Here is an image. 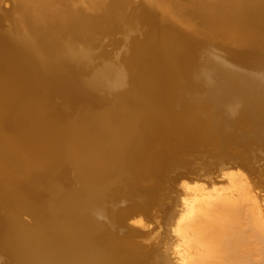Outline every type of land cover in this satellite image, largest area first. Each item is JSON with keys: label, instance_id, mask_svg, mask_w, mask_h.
I'll list each match as a JSON object with an SVG mask.
<instances>
[{"label": "bare ground", "instance_id": "obj_1", "mask_svg": "<svg viewBox=\"0 0 264 264\" xmlns=\"http://www.w3.org/2000/svg\"><path fill=\"white\" fill-rule=\"evenodd\" d=\"M4 1L2 264H264V178L217 147L239 101L264 157V0ZM191 144L238 165L172 199Z\"/></svg>", "mask_w": 264, "mask_h": 264}, {"label": "rangeland", "instance_id": "obj_2", "mask_svg": "<svg viewBox=\"0 0 264 264\" xmlns=\"http://www.w3.org/2000/svg\"><path fill=\"white\" fill-rule=\"evenodd\" d=\"M6 1H4V0H0V12L1 13H4V12H7V10H8V4H7V2L5 3ZM6 4H7V6H6ZM118 38H119V36H117ZM103 39V38H102ZM105 39V38H104ZM263 99V101H264V95H260L259 96V101L260 102H263V101H261ZM242 103H240L239 101H234L232 104H230V106L228 107L229 108V111H232L231 113H230V115H231V121H230V123L233 125V126H235V127H233L234 128V130H235V132H234V130H232V131H230V134H229V132H228V134H227V136H230V138L229 137H227L226 136V138H224L223 140L222 139H220V141L219 142H221V143H219V145L217 146V147H219L220 146V148L221 147H223V146H227L228 147V143H230V145L229 146H231L232 144H231V142L232 143H234L232 146H234L235 147V149L234 148H232V146L231 147H229V148H231L232 150L234 149V153H235V151H236V153L235 154H237V156H238V160L240 159L239 157H241V162H240V160H239V163L241 164L240 166H241V170H243V171H246L245 173L249 176H252L251 174H253L254 176V178H256L255 176H258L256 179H259V180H263V179H260V178H264V157H262L261 155L260 156H258V155H253L252 153H251V151H258L261 147H260V145L259 144H257L258 142H256L255 143V141L253 142V140H251L250 141V146L249 145H245V146H243V145H241V144H239V142H240V137H239V135H238V133H239V131H245V133H246V130L247 129H249V132H250V130H251V125H250V122H248V120H246L245 118L246 117H244V115H243V111L241 110L242 109V106L240 107V105H241ZM240 110L242 111V112H240ZM234 111V112H233ZM234 113V114H233ZM239 116H240V118H242L241 116H243V118L242 119H240L239 118ZM237 117V118H236ZM246 121H245V120ZM238 120V121H237ZM241 122H240V121ZM248 122V123H247ZM244 123H247V124H244ZM238 125H240V127H238ZM241 127H246L245 129H243V128H241ZM235 128H237L238 130L236 131V129ZM239 128H240V130H239ZM248 131V130H247ZM233 133V134H232ZM235 133V134H234ZM236 138V139H235ZM226 139H229V140H231L230 142H229V140L228 141H226ZM224 140H225V142H224ZM238 140V141H237ZM228 142V143H227ZM223 143H225V144H223ZM227 143V144H226ZM223 144V145H222ZM239 145V146H238ZM241 145V146H240ZM197 144L195 145V144H191V146H190V149H189V151H190V154L192 155V157H191V155H189V154H186L187 152L189 153V151H187V152H185V154L183 155V157H185V158H181L180 160H182V161H185V159L187 160V161H192V165H190V167H192L193 165V168L194 169H189L188 168V170L189 171H187L186 173L187 174H190L191 175V173L192 172H196L197 174L196 175H194V176H196V177H193V178H198V179H200V180H203L204 182L206 181L207 183L208 182H210L211 180H213V179H219V178H221V174H220V177H219V175H218V172H220V170H219V167H222V165H223V163H224V165H227V164H229L231 161L232 162H234L233 160H231V159H229V161H226V160H220L219 159V161L217 160V163H216V159H214V157L212 156V158L211 159H209V161H208V159L206 160V156L204 155V151H205V148H202V147H200L199 145H198V150H197ZM238 146V147H237ZM195 147H196V149H195ZM216 147V148H217ZM226 147V148H227ZM252 147V148H251ZM202 148V149H201ZM214 148V147H213ZM212 148V149H213ZM210 150H211V147L209 148ZM208 149V150H209ZM257 149V150H256ZM196 152H195V151ZM192 151V152H191ZM203 151V152H202ZM215 151V150H214ZM195 152V153H194ZM217 152V151H216ZM215 152V153H216ZM201 153V154H200ZM211 153H213V151L211 152ZM218 153V152H217ZM202 155V156H200V155ZM239 154V155H238ZM189 157H188V156ZM200 157H199V156ZM213 155H214V153H213ZM241 155V156H240ZM195 156L197 157V160H196V158H195ZM198 157H199V160H198ZM195 158V159H194ZM200 158H201V161H200ZM184 159V160H183ZM191 159V160H190ZM192 159H194V160H192ZM203 159V160H202ZM213 159V161L212 162H210L211 160ZM206 160V161H205ZM228 160V159H227ZM186 161V162H187ZM193 161H194V164H193ZM220 161H222V163L220 162ZM186 162H183V163H186ZM190 162H187V164L189 163L190 164ZM231 162V163H232ZM205 163V164H204ZM219 163H220V165H219ZM230 163V164H231ZM248 164L249 163V165L247 166L246 164ZM255 163H258L257 165H259L258 167H257V165L255 164ZM189 164H188V166H189ZM203 164V165H202ZM218 164V165H217ZM164 165H166V164H164ZM196 165V166H195ZM256 165V166H255ZM244 166H246V168L244 167ZM248 167V168H247ZM164 168H165V166H164ZM204 168V169H203ZM214 168V169H213ZM211 169H213V170H211ZM252 169V170H251ZM185 170V169H184ZM187 170V169H186ZM257 172V173H256ZM259 175H261L260 177H259ZM178 177V174L176 173V174H174L173 176H171V178H172V182H171V185L173 184L174 185V188H173V185H172V188H171V190H170V198H174L175 196H177V194L180 192V190H179V188H180V179L181 178H178L180 181H178V183H177V180L178 179H176ZM190 178V177H189ZM184 180L186 181V180H188V182H190L192 179H187L186 177L184 178ZM251 180V179H250ZM180 182V183H179ZM252 182V181H251ZM253 183V182H252ZM262 184H264L263 182H262ZM178 188V189H177ZM172 189H174V190H172ZM176 191V192H175ZM261 192L264 194V191L261 189ZM167 193V192H166ZM162 200V201H161ZM166 200V199H165ZM153 201V202H152ZM169 201H171V200H169ZM169 201L167 200V201H165L164 202V199H157V200H154V199H149L148 200V202L149 203H146L145 205H144V207L145 208H147V209H145L146 210V213H144L143 215H142V218L143 219H145L146 221H148L149 219H150V217L151 216H155V215H153V214H156L155 212H157V215H156V217H158V219H157V221H159V223L162 221H164V219H165V217L167 216V212H168V210L166 209L165 210V207L168 205L169 206ZM160 202V203H159ZM163 202V203H162ZM168 203V204H167ZM149 205V206H148ZM152 205V206H151ZM166 205V206H165ZM158 207H160V208H158ZM149 208V209H148ZM155 208V209H154ZM148 210V211H147ZM150 210V211H149ZM155 210H158V211H155ZM161 210V211H160ZM154 211V212H153ZM160 211V212H159ZM153 213V214H152ZM152 214V215H151ZM27 218V217H26ZM25 220H27V219H25ZM27 221H29V220H27ZM161 222V229L162 230H160V233L163 231V226H164V224ZM131 224V223H129V219H128V221H127V223L125 224V228L127 229L126 231H128V233L131 231V228H132V226L129 225ZM155 223L154 224H151V227L150 228H154L155 227ZM117 228V229H116ZM164 228H165V226H164ZM159 230V229H158ZM165 232V229H164V231H163V233H161V234H159V240L161 241V239L160 238H163V237H168L167 239V241H169V237H170V235L169 236H167V235H164V234H166V233H164ZM111 233H112V235H111ZM114 235H115V237H114ZM118 235H119V238L121 237V238H125L124 240H131V239H134V237H130V234H129V236L128 235H125L123 232H122V229H120V228H118V227H114V228H112V230L110 229V236L111 237H113V238H116V237H118ZM162 235V236H161ZM129 240V241H130ZM134 240H136V239H134ZM176 251L178 252L179 250H177L176 249ZM0 259H1V264L3 263V260H4V258H3V256L2 255H0ZM151 263V262H150Z\"/></svg>", "mask_w": 264, "mask_h": 264}, {"label": "water", "instance_id": "obj_3", "mask_svg": "<svg viewBox=\"0 0 264 264\" xmlns=\"http://www.w3.org/2000/svg\"><path fill=\"white\" fill-rule=\"evenodd\" d=\"M256 165L258 164V163H255ZM238 164H236V163H234V162H232V164H230V165H228L227 167H231V166H237ZM255 165V166H256ZM259 165H257V167H258ZM197 172V171H196ZM195 171L194 172H192L191 173V175L190 174H187L186 172H183V171H180V172H178L177 174H178V177H181V181L180 182H182V180H184V178L186 177V178H188V179H194L193 177H196V176H194V175H196L197 173H196ZM218 175H219V177H220V172H218ZM190 177V178H189ZM133 220H130L129 221V223H131ZM129 225V224H128ZM131 225V224H130ZM129 225V226H130Z\"/></svg>", "mask_w": 264, "mask_h": 264}]
</instances>
